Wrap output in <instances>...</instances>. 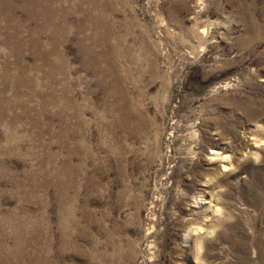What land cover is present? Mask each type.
<instances>
[{
    "label": "rangeland",
    "instance_id": "rangeland-1",
    "mask_svg": "<svg viewBox=\"0 0 264 264\" xmlns=\"http://www.w3.org/2000/svg\"><path fill=\"white\" fill-rule=\"evenodd\" d=\"M58 1L63 27L34 32L14 0L28 33L17 57L0 10V253L10 264H264V0H87L98 28L86 54L79 0ZM21 84L27 107L10 102ZM119 96L130 125L116 156ZM224 144L223 173L207 157ZM195 194L210 205L190 204ZM190 215L209 236L183 238Z\"/></svg>",
    "mask_w": 264,
    "mask_h": 264
},
{
    "label": "bare ground",
    "instance_id": "bare-ground-1",
    "mask_svg": "<svg viewBox=\"0 0 264 264\" xmlns=\"http://www.w3.org/2000/svg\"><path fill=\"white\" fill-rule=\"evenodd\" d=\"M52 1L53 0H22L20 7H23V5L24 6L26 5V7H27L26 9L28 10V14H27L26 18L30 23L35 24V28H33L34 32H38L41 28H44V27H46V28H50V27L62 28L63 27V24H64L63 20H60L57 18L58 13L53 9V5H52L54 2H59V1L54 0L53 3H52ZM61 1L62 0H60V2ZM63 8L68 11L72 7L71 6H69V7L63 6ZM0 10L3 14H5V18L3 19V25L6 27L7 33H8V34L6 33L7 34V40H6L7 46L9 47V50H11L13 55L15 57H17V51L19 48V41L18 40L24 39L25 36L28 35V33L17 34V32L19 31L20 28H24V24L17 22L16 20H14V17L11 16V13L13 15V12L16 10L15 5H14V0H0ZM75 10H76V12H78V22H77V30L76 31L79 35L81 50L86 54L87 51L91 50L88 46V42L93 40L94 32L98 28V24H97V22H95L96 19H94L92 17V9H90V5H89L87 0H79L77 5H76ZM89 25H91V32L85 33L86 30L88 29ZM86 34H87V36H86ZM29 52H34V49L30 48ZM96 54H97V52H94L93 55H96ZM40 57L43 58L42 56H39L38 58L40 59ZM5 69L6 68H3L2 72H1V76L3 79L1 82V86H0V90H2L4 93L7 92V90H8L7 82H8V76H9V74L8 75L6 74L7 71ZM37 69L43 70L46 74L49 73V72L45 71L41 65L37 66ZM17 72H18V75L21 76V80H20L21 82L23 80H26L25 68L22 67L21 64H19V68L17 69ZM30 83H32V82H30ZM23 87H24L23 84L17 86V88L14 90V92L12 94V99L10 102L11 103L12 102L13 103L19 102L22 106L27 107V105L29 103L25 102L24 100H22L20 98V95L23 92ZM1 98H2V96H1ZM65 98H67V97H65ZM51 100L54 103L59 104V106L62 107L63 114H64V112L66 114V109L63 107V103H60L59 100H57L55 98V96H52ZM117 104H118V106L116 107V113L118 115V118L116 121V125L118 128V136L115 139V155L120 156V154L123 152V149H124V145H123V141H122L123 133L129 127L130 120L126 119L127 110H126V106L124 104L122 96H119V103H117ZM8 106H9L8 102L2 101L0 103V112L4 109L8 108ZM4 123H6V122H4ZM221 138H223V135H221ZM222 143H226V142L222 140ZM216 145H217V143H216ZM219 147H218L219 149H217V146H214L213 149H210V152L208 153L207 160L215 161L217 159L218 161H220L221 164L220 163L219 164H220V167L224 173V171H227V169L229 167V162H228V156L229 155H227L225 152V144L222 146L220 145ZM192 158H194L193 164L196 168V166H197L195 163L196 155H194V157L192 156ZM49 169L52 173H54V175H57L58 172L56 171L55 165L53 162H51V160H49ZM208 183H210L209 179L206 181L207 185H208ZM196 195L197 194H195L191 197L190 204H193L195 206L197 205V207H198V205H201L204 207L205 206L208 207V205H210V203L212 201V196L209 199L206 197L205 194H204V197L202 195L201 196H198V195L196 196ZM207 200H209V201L207 202ZM193 216L196 218V215L193 214ZM192 218L193 217L190 215V218H187L183 222L184 224L187 225L185 227L187 229L185 230V234H184L183 238L188 242L189 238L192 239L194 236H196L198 239L197 240V242H198L200 240L199 237L202 233H203V235L209 236V234H210L209 233V227H208L209 223L205 222L203 226H197L191 222ZM152 228H154V225ZM22 243L23 242L21 241V244ZM23 246H24V243H23ZM134 254H135V249L131 248V249H129V251H127L126 255H128V257L133 259ZM44 257L46 260L45 264H57V262L50 261L46 254L44 255ZM25 260L23 259L24 262L19 260L20 264H26ZM0 261L2 262L0 264H10V262H13L11 260L10 256L5 252L0 253ZM27 264H35V263L33 262L32 258L29 257V258H27ZM196 264H198V262H196ZM200 264H208V263L207 262H200Z\"/></svg>",
    "mask_w": 264,
    "mask_h": 264
}]
</instances>
